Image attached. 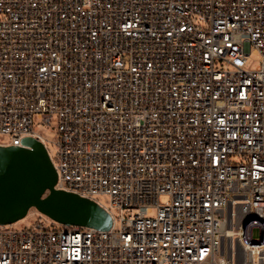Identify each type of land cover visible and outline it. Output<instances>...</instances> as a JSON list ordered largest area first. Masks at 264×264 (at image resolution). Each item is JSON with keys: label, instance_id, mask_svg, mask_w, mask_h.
Listing matches in <instances>:
<instances>
[{"label": "built area", "instance_id": "1", "mask_svg": "<svg viewBox=\"0 0 264 264\" xmlns=\"http://www.w3.org/2000/svg\"><path fill=\"white\" fill-rule=\"evenodd\" d=\"M0 136L112 219L0 226V264H264V0H0Z\"/></svg>", "mask_w": 264, "mask_h": 264}, {"label": "water", "instance_id": "2", "mask_svg": "<svg viewBox=\"0 0 264 264\" xmlns=\"http://www.w3.org/2000/svg\"><path fill=\"white\" fill-rule=\"evenodd\" d=\"M21 145L0 146V226L15 224L35 209L63 226L111 228V216L97 203L55 189L57 174L41 142L25 137Z\"/></svg>", "mask_w": 264, "mask_h": 264}, {"label": "rangeland", "instance_id": "3", "mask_svg": "<svg viewBox=\"0 0 264 264\" xmlns=\"http://www.w3.org/2000/svg\"><path fill=\"white\" fill-rule=\"evenodd\" d=\"M258 60V57L251 54L249 56L248 59V63L250 65H255V62ZM34 129L37 133H39L46 141H48V152L50 154V157L52 159V161H55L56 158V149L54 146V142L56 140L57 137V133H56V120H53L52 125L50 127H46V126H41L39 124H37V122H35L34 124ZM5 137L0 136V141L4 140ZM97 200L104 206H109V197L108 196H99L97 198ZM167 198L166 197H161L160 198V202L163 203L164 201H166ZM36 210L35 209H30L27 216L12 225H8L6 226L7 229H23V228H31L34 223L37 221L38 215L36 214ZM254 236L255 238L258 236V231L257 229L254 231Z\"/></svg>", "mask_w": 264, "mask_h": 264}, {"label": "bare ground", "instance_id": "4", "mask_svg": "<svg viewBox=\"0 0 264 264\" xmlns=\"http://www.w3.org/2000/svg\"><path fill=\"white\" fill-rule=\"evenodd\" d=\"M226 33H233V26H226ZM96 113H98V117H108V109L103 108V105H96ZM249 215L250 221L260 220V213H258L257 200H250L249 211H241V223H248Z\"/></svg>", "mask_w": 264, "mask_h": 264}]
</instances>
